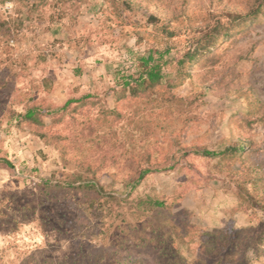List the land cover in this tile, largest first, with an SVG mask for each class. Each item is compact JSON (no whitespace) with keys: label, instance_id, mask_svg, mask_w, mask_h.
Returning a JSON list of instances; mask_svg holds the SVG:
<instances>
[{"label":"rangeland","instance_id":"rangeland-1","mask_svg":"<svg viewBox=\"0 0 264 264\" xmlns=\"http://www.w3.org/2000/svg\"><path fill=\"white\" fill-rule=\"evenodd\" d=\"M16 5L0 0V21ZM27 12L0 31V158L12 165L0 163V264H264V0H49ZM229 15L253 20L208 60L168 69L173 86L113 99L127 49L169 48L179 61ZM84 95L93 104L44 117V129L11 118ZM230 147L243 150L203 156ZM140 170L150 172L129 194ZM72 173L93 175L119 204L79 226L78 198L42 188ZM240 188L259 208L240 203ZM146 196L165 207L139 214Z\"/></svg>","mask_w":264,"mask_h":264},{"label":"trees","instance_id":"trees-1","mask_svg":"<svg viewBox=\"0 0 264 264\" xmlns=\"http://www.w3.org/2000/svg\"><path fill=\"white\" fill-rule=\"evenodd\" d=\"M48 1L49 0H16L17 5L14 7L15 17L11 19V21H0L1 33L9 35L13 33L14 28H21L24 23L22 18L24 12L29 11L33 13L39 7L46 6ZM78 1L81 4L86 3V0ZM104 1H118L122 4L125 2V0ZM19 4L21 6L18 7ZM227 18L229 20L228 25L212 28L202 40L197 41L191 49L187 50L179 61H176L174 57L169 55V48H149L145 52L127 49L126 56L128 57L130 67L128 69L120 67L121 69L116 70V75H114L115 89H112L113 99L118 102L125 97L135 99L148 97L153 95L160 87L173 86L175 79L167 73L168 69L174 66H178L180 69H190L193 64L202 60H208L212 50L215 49L220 42L226 41L234 33L238 34L239 32H244L253 20V17L239 15H229ZM161 32L168 37L172 34L165 28H161ZM91 98L90 95H84L79 99H70L60 108L47 110L45 112L39 106L32 105L22 112L13 113L11 118L17 127L27 126L40 130L46 127L43 120L44 117H50L51 122L56 123L76 113L77 110L93 104ZM70 105H73V107L70 108ZM109 115H114V112H110ZM39 136H42V134ZM242 150V147H230L218 152L206 150L203 152V156L220 159L234 158L238 157ZM0 163L5 164L9 168L12 167L7 159L0 158ZM149 172V170H140L138 173L139 175L136 176V178H132L127 183V187L130 189L129 194L133 193L138 188L144 176ZM42 184L45 195L51 192L65 190L78 198V202L72 201L71 205L81 212L78 217L79 226L89 221L88 216L102 213L106 205L114 203L119 204L120 202V198L117 196L106 193L104 187L96 182L93 175L91 177H84L82 174L72 173L64 182L45 181ZM237 195L240 203L259 208V201L244 189H238ZM79 203L82 207L78 205ZM164 207L165 204L163 201L149 196L139 198L136 201V210L142 215L147 212L161 210ZM259 235L261 236L259 241H264V230Z\"/></svg>","mask_w":264,"mask_h":264}]
</instances>
